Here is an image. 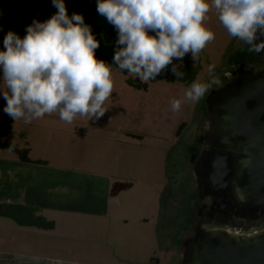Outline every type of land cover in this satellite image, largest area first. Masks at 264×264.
<instances>
[{
    "label": "clouds",
    "instance_id": "clouds-1",
    "mask_svg": "<svg viewBox=\"0 0 264 264\" xmlns=\"http://www.w3.org/2000/svg\"><path fill=\"white\" fill-rule=\"evenodd\" d=\"M52 4L57 11L50 19L33 20L23 38L9 31L3 40L0 84L7 91L0 93L6 101L3 112L15 122L30 124L56 112L69 124L78 115L99 120L118 70L145 83L170 68L182 80L184 58L190 55L195 62L216 38L205 23L213 9L237 46L264 52V0H97L96 12L117 32L111 64L97 59L100 41L84 16H69L64 0ZM214 70L209 65L208 82L193 81L183 99H172L171 110L198 103L219 86Z\"/></svg>",
    "mask_w": 264,
    "mask_h": 264
},
{
    "label": "rangeland",
    "instance_id": "rangeland-1",
    "mask_svg": "<svg viewBox=\"0 0 264 264\" xmlns=\"http://www.w3.org/2000/svg\"><path fill=\"white\" fill-rule=\"evenodd\" d=\"M205 23L215 33L216 38L199 54L195 62L188 56L184 58L185 67L183 69L185 70H181L185 74L183 82L187 83L167 84L157 81L141 83L138 78L129 75L126 71H115L113 75L117 81H114L113 94L106 100L104 107L107 112L99 120L89 116H81V119L77 116L76 118L79 119L75 120V118L69 124L60 120L59 115L52 117L53 122L45 116L44 123L42 122L45 126L53 123L60 127L54 132H48L45 128L38 129L29 139L24 135L23 142H14L13 146H9L10 148L0 147V154L7 155L8 151L18 159H27L37 163L45 160L43 165L46 167L65 166L85 173L99 172L121 176L126 181L124 185L119 183L118 186L127 191L133 186L134 180L145 177V173L149 174L148 179L156 186L159 198L161 190L167 185L168 189L164 196L166 207L163 215L167 214L171 219L175 216L176 220L168 222L170 230H168L167 238L163 236L164 227H162L163 231L162 228L158 229V224L160 225L158 216L155 218V224L150 225H140L132 220L125 225L126 228L118 231L117 238L124 246L121 252L125 253L131 247L134 256L116 253L112 242L110 245L94 243L93 247L99 246L104 249L105 259L88 257L87 260L106 264H180L182 262L181 255L187 250V247L183 246V241L188 237L190 223L188 213V217L183 216V205L189 194V191H186L188 190L186 179L189 178V172L186 169L188 162L191 161L190 148L195 139L194 128L201 125L199 107L210 91L218 86L214 85L198 103L185 102L178 112L171 110L170 101L183 99L193 81L208 82L211 79L207 71L209 65H215V75L222 82L229 70L228 59L234 57L235 50L242 44L237 46V41L228 35L220 24L215 9L208 14ZM175 62L179 63V61ZM167 77L176 80L171 71ZM183 122L186 123V129L178 138L177 133ZM208 122L206 118L205 123ZM3 124H0L2 129L0 132L3 131ZM103 124L116 125L120 129L104 128L100 131H104V135L110 137L101 138L98 136L100 131H97V126L102 127ZM93 125L96 128H93ZM73 128H76L74 130L77 132L72 134L68 130ZM65 130L67 133L64 132ZM1 136H6V133H1ZM120 137H124L128 142L120 145L119 142L123 139ZM165 156L168 158L167 163L163 159L161 161V157ZM164 169L167 175L162 173ZM191 179H193L192 176ZM135 199L136 196L126 192L122 197V202L129 204ZM178 208L181 210L179 214ZM164 222L165 220L161 221V226ZM9 227L12 226L9 224ZM257 230L264 231V226ZM193 235L191 231L189 238ZM165 240L167 242L164 244ZM14 242V244L0 242V248H13L35 255L52 254L51 244L40 243L36 246L27 244L32 248L26 249L23 239H15ZM44 242L53 243V240L46 238ZM62 245L66 243H55V246ZM189 248H192V245ZM64 252L59 247V253L62 255L59 257L64 258L63 261H66V258L73 259ZM80 258L83 261L86 260L84 257ZM32 260H37V257Z\"/></svg>",
    "mask_w": 264,
    "mask_h": 264
},
{
    "label": "crops",
    "instance_id": "crops-1",
    "mask_svg": "<svg viewBox=\"0 0 264 264\" xmlns=\"http://www.w3.org/2000/svg\"><path fill=\"white\" fill-rule=\"evenodd\" d=\"M64 2L69 16L73 13L82 14L85 23L92 27L93 34L101 45L96 51L97 59L111 64L117 47L115 43L117 32L104 17L96 12L97 0H64ZM56 11L52 0H0V50H4L3 40L9 31L23 38L26 35V27L31 25L33 20L44 22ZM188 57L191 58L190 55ZM174 63L177 62L174 61ZM184 67L183 65L182 69ZM169 72L170 68L155 81L167 84L187 83L183 82V79L177 81L168 78ZM0 78H2V71H0ZM114 81L117 80L114 79ZM0 91H7L3 84H0ZM5 106L6 101L0 93V124L5 123L2 125L3 131L0 132V147H9L13 146L14 142H23L24 135L29 139L38 129L45 128L48 132H54L60 127L53 123L48 126L43 124L45 116L53 122L52 117L59 115L58 112L46 114L42 119L25 124L23 120L15 122L5 114L3 112ZM95 125L92 127L96 128ZM104 128L120 129L116 125L103 124L102 127L97 126V131ZM74 129L76 128L68 131L73 134L77 132ZM184 129H186V123L183 122L177 133L178 138ZM3 132L6 136H1ZM64 132L67 133L66 130ZM103 132H98L100 134L98 136L110 137L105 136ZM120 138H123L119 142L120 145L128 142L124 137ZM16 139L19 140L16 141ZM137 146L140 145L137 144ZM162 151L165 152L163 148ZM162 159L168 162L166 156L161 157V161ZM44 163L45 160L37 163L18 159L8 151L7 155L0 154V222L3 224H0V242L14 244V240L20 238L24 240L26 249L32 248L27 244L52 245L51 255L47 253L35 255L13 248H0V264H106L87 260L88 257L105 259L104 249L99 246L93 247L92 244L110 245L112 242L116 253L134 256L131 247L125 253L121 252L124 246L117 238L119 230L126 228L125 225L132 220L140 225L155 224V218L158 216L160 220L158 229L164 227L163 236L167 238L168 230H170L168 222L176 221L174 216L171 219L167 214L163 215L166 207L164 196L168 189L167 185L161 190L159 198L156 186L148 179L147 173L144 174L145 177L134 180L133 186L127 191L118 186L119 183L124 185L126 181L121 176L99 172L85 173L65 166L46 167ZM162 173L167 175L165 169ZM126 192L136 196L132 203L122 202ZM164 220V225L161 226V221ZM9 224L12 227H9ZM46 238L53 240V243L44 242ZM33 240L37 242H31ZM59 242H64L66 245L55 246V243ZM166 242L165 240L164 244ZM59 247L65 251L64 254L67 253L75 260L66 258V261H63L64 258L59 257L62 256L59 253ZM36 257L37 260H32ZM80 257L86 260L83 261Z\"/></svg>",
    "mask_w": 264,
    "mask_h": 264
},
{
    "label": "flooded vegetation",
    "instance_id": "flooded-vegetation-1",
    "mask_svg": "<svg viewBox=\"0 0 264 264\" xmlns=\"http://www.w3.org/2000/svg\"><path fill=\"white\" fill-rule=\"evenodd\" d=\"M228 64L229 70L223 81L210 91L198 109L201 125L194 128L195 139L190 148L191 161L186 169L189 172V178L186 179V191L189 194L184 205L182 204L184 217L189 215L190 218L188 237L183 241L187 250L181 255L183 259L180 264H187L193 249L194 236L197 234L210 230H232L248 234L264 226V211L251 200L245 201L239 196V163L242 155L218 146L220 129L217 120L220 103L240 84L249 82L264 70V52H250L247 45L241 44L235 50L234 57L228 59ZM206 118L209 120L207 124ZM218 160L223 164L222 173H226L221 181L224 188L217 187L213 181ZM180 212L178 208V214ZM191 231L194 235L189 238ZM191 245L192 248H189Z\"/></svg>",
    "mask_w": 264,
    "mask_h": 264
},
{
    "label": "water",
    "instance_id": "water-1",
    "mask_svg": "<svg viewBox=\"0 0 264 264\" xmlns=\"http://www.w3.org/2000/svg\"><path fill=\"white\" fill-rule=\"evenodd\" d=\"M218 110V146L242 155L239 196L264 211V70L233 90ZM216 166L213 181L224 188L223 164L218 160ZM187 264H264V231L197 234Z\"/></svg>",
    "mask_w": 264,
    "mask_h": 264
}]
</instances>
